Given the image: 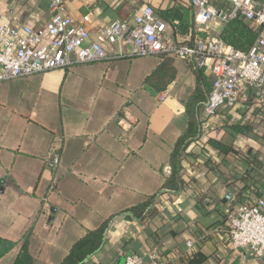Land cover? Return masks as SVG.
Wrapping results in <instances>:
<instances>
[{
	"label": "crops",
	"instance_id": "0c3cea01",
	"mask_svg": "<svg viewBox=\"0 0 264 264\" xmlns=\"http://www.w3.org/2000/svg\"><path fill=\"white\" fill-rule=\"evenodd\" d=\"M51 1L0 0V21L42 28L52 16ZM62 2L64 14L89 29L88 43L126 53L131 46L108 44L103 30L115 20L132 21L146 6L159 17L177 11L166 21L167 34L177 42L190 39L192 28L205 38L221 37L226 23L202 27L192 0ZM211 3L219 10L228 5ZM203 75L207 83L181 57L147 55L0 81V264H14L25 244L35 264H60L77 241L107 220L104 244L82 264H120L129 255L147 263L154 256L158 264H264V256L234 248L227 216L264 196V176L262 183L242 189L253 181L246 170L264 171V102L252 88L242 90L234 108L207 121L206 138L191 144L182 161L180 190L161 192L171 176L175 145L189 129L197 92L207 97L212 90L211 68ZM234 124L250 131L237 133ZM208 138L232 146L231 163L221 160ZM53 149L57 167L48 161ZM240 153L252 156L246 167L234 161ZM153 196L148 217L127 214Z\"/></svg>",
	"mask_w": 264,
	"mask_h": 264
},
{
	"label": "built area",
	"instance_id": "2783aa9c",
	"mask_svg": "<svg viewBox=\"0 0 264 264\" xmlns=\"http://www.w3.org/2000/svg\"><path fill=\"white\" fill-rule=\"evenodd\" d=\"M232 10L215 8L211 0H192L202 27L219 20L242 17L264 27V1L230 0ZM51 18L42 28H17L0 21V81L30 76L75 64L95 63L124 56L168 54L191 61L200 68L210 67L213 86L205 108L206 116L223 108H234L240 90L250 85L258 98L264 97V31L248 51L229 46L219 36L198 37L193 43L180 44L167 34V23L152 6L138 10L132 21L115 20L105 26L104 41L110 45L128 44L129 53L108 49L103 43L90 42L89 29L77 25L64 14L62 0H52ZM90 22V14L85 16ZM53 167L60 163L55 149L48 158ZM230 240L235 249H247L254 256H264V196L249 205L227 212ZM192 245V242H189ZM124 264H158L152 256L147 263L138 255H129Z\"/></svg>",
	"mask_w": 264,
	"mask_h": 264
},
{
	"label": "trees",
	"instance_id": "16d2710c",
	"mask_svg": "<svg viewBox=\"0 0 264 264\" xmlns=\"http://www.w3.org/2000/svg\"><path fill=\"white\" fill-rule=\"evenodd\" d=\"M227 4L228 5H226V7H223L224 9L223 11L230 12L232 10V3L230 2V0H227ZM159 15H160V18L164 20L165 22L171 21V18L177 17V11L175 10L173 11L171 10L168 12L162 11V12H159ZM261 30L262 28L259 25L253 26L247 23L242 17H236L225 23V26L221 34V38L225 41V43H227L231 47H234L236 49H240L243 51H248L252 47V45L256 42L258 37L260 36ZM200 34H201L200 31L196 32L195 28L194 30L192 28V31L190 33L191 38L186 40L185 42H178V43L180 44L193 43L194 40H196V38L204 37ZM159 56H161L162 58L170 57V55L168 54H160ZM189 63L198 72L199 79H201L202 82L205 81L207 83L205 77H203L204 68L195 66V64L191 61H189ZM247 87H248V90L252 88L248 84L243 86V88L240 90L237 103L243 92L242 90L246 89ZM251 90H253L254 92L253 88ZM253 94L256 98H258L255 92ZM198 98H199L198 104L194 106L193 111H191L190 113L191 118H190L189 129L185 134H183L179 138L172 152L171 176L168 177L165 185L163 186V189L161 190L162 193L163 191H171V190L179 191L180 190L179 182H180V173L182 171V161L184 160L186 155H189L190 152L188 151V149L191 146V144L197 143L198 141L206 138V126L205 125L211 116L209 117L205 116L204 110L209 100V94L206 97V95L203 94L202 91L199 90L197 92V99ZM258 101L259 103L264 102V97L259 98ZM263 108H264V105H263ZM231 127L237 133H248L250 131V128L248 125L234 124ZM207 143L210 146H213L214 148L218 150V155L222 161L231 163V160L229 159V155L232 152H234L232 146L224 143L221 140H216L213 138H208ZM210 154L212 155L211 151H210ZM250 157L252 156L244 154V153H240L239 155H236V159L234 161L237 167L240 165H243L244 167H246L245 159H248ZM211 161L212 159L209 157L206 163H210ZM236 169H237L236 172L238 173L240 170L238 171V168ZM249 170H246L247 172L245 173V176L246 174H248L249 177L253 179V181L244 183V186H242L243 190L249 189L250 183L253 184L254 182L255 183L263 182V176H264L263 172L264 171L262 170L261 166L255 167V168L253 167V169H251L250 171ZM240 172L243 173L242 171ZM157 197L158 195L155 196V198ZM155 198L153 196L148 201L142 203L140 206L127 210L126 211L127 214L131 215V217H133L134 219L143 220L144 218L150 215L153 205L155 203L154 202ZM110 224H111V220H107L97 230L88 232L85 237H83L82 239H80L79 241L75 243L69 255L60 264H82L90 255L94 254L97 250H99L102 247L106 239L105 236L107 234V230L109 229ZM35 263H36L35 259L30 254L27 244H25L21 252L19 253L14 264H35Z\"/></svg>",
	"mask_w": 264,
	"mask_h": 264
},
{
	"label": "water",
	"instance_id": "95a60500",
	"mask_svg": "<svg viewBox=\"0 0 264 264\" xmlns=\"http://www.w3.org/2000/svg\"><path fill=\"white\" fill-rule=\"evenodd\" d=\"M124 262H125V259L122 262H120V264H124Z\"/></svg>",
	"mask_w": 264,
	"mask_h": 264
}]
</instances>
